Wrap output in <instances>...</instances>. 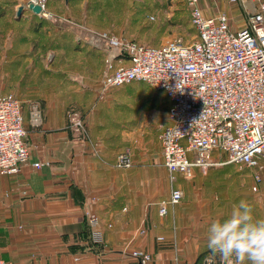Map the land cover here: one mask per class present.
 Returning a JSON list of instances; mask_svg holds the SVG:
<instances>
[{
  "label": "crops",
  "instance_id": "0c3cea01",
  "mask_svg": "<svg viewBox=\"0 0 264 264\" xmlns=\"http://www.w3.org/2000/svg\"><path fill=\"white\" fill-rule=\"evenodd\" d=\"M0 11L6 13L2 7ZM31 26L0 21V95L20 102L29 151V162L17 175L0 177V260L139 264L132 253L140 251L151 257L147 264H195L198 255L208 251L207 226L226 217L234 205L232 183L223 189L222 200L212 192L221 183L215 182L217 177L225 181L233 169H194L190 183L179 178L181 203L159 217L158 204L169 196L162 155L150 164V156L133 154L130 168L115 166L116 156L137 142L132 131L140 117L136 120L135 111L116 108L115 89L120 87L104 96L100 92L104 54L77 39L50 41L34 33L24 37L22 30ZM33 104L42 112L38 127L29 120ZM69 111L83 119L86 137L70 129ZM125 123H131V132ZM223 156L213 154L215 159ZM36 162L48 165L36 169ZM247 190L241 189L235 204L249 202ZM253 202L254 215L264 218L259 198ZM90 216L98 219L95 228L89 225ZM95 231L101 236L99 243L92 239Z\"/></svg>",
  "mask_w": 264,
  "mask_h": 264
},
{
  "label": "built area",
  "instance_id": "2783aa9c",
  "mask_svg": "<svg viewBox=\"0 0 264 264\" xmlns=\"http://www.w3.org/2000/svg\"><path fill=\"white\" fill-rule=\"evenodd\" d=\"M201 1L187 0L196 32L192 43L175 39L153 47L105 34L81 39L106 53L101 92L142 82L167 98L168 124L159 139L171 189L168 198L158 204L161 218L183 198L179 178L190 180L194 169L205 171L216 163L221 165L214 153L226 155L225 164L250 169H257L264 160V0H240L247 17L246 26L238 31L231 29L225 13L204 16L198 7ZM31 2L43 8L41 2ZM67 119L72 131L84 132L83 119L77 112L69 111ZM29 120L32 127L42 124L38 104L30 106ZM25 135L20 102L12 95H0V177L17 175L29 162ZM43 165L48 163L36 162L32 167ZM115 166L130 168V152H120ZM253 181L252 191L257 192L260 176L255 174ZM88 221L92 228L98 225L95 216ZM92 239L101 242L96 231ZM157 241L162 243L164 239ZM132 257L139 264L151 259L140 251L133 252Z\"/></svg>",
  "mask_w": 264,
  "mask_h": 264
},
{
  "label": "rangeland",
  "instance_id": "374dc122",
  "mask_svg": "<svg viewBox=\"0 0 264 264\" xmlns=\"http://www.w3.org/2000/svg\"><path fill=\"white\" fill-rule=\"evenodd\" d=\"M31 1L41 2L43 6L41 14H34L28 9V3ZM21 3L25 5V10L17 16V9ZM0 7L6 10L0 21L9 24L30 22L33 26L24 27L22 30L24 37H30L34 33L36 38L50 41L53 39H77L80 43L81 39H87L90 35L105 34L121 41L158 47L175 39H180L184 43H192L196 34L190 22V6L187 0H0ZM198 7L206 17L225 13L233 31H238L246 26L247 14L243 10L240 0L236 2L202 0ZM101 53L106 56L105 52ZM115 63L113 64L115 65ZM104 69L106 70V64H104ZM98 82L100 83V80ZM115 90L119 94L117 95L116 108H119L120 112L135 111L136 120L140 117V122H135V130L132 131L137 142L133 144L132 150H128L131 157L133 158V154L136 158L148 155L152 160L150 164H153L157 155H161L159 138L168 124L164 94L145 83L138 82L124 85ZM108 91L109 89L106 92L100 90L103 96ZM130 124L125 123L123 127L131 132L133 127ZM74 133L76 135L83 134L86 137L84 135L85 126L84 132L74 131ZM123 149L121 147L118 151ZM227 159L226 155L222 158L218 157L215 161L220 162L221 165L215 162L216 165L211 167L229 166L235 172L227 175L225 181L222 176L217 177L220 179L215 182L221 183L214 186L217 189L213 187L215 190L212 192L215 197L222 200L223 189L232 183L230 198L233 204H235L234 199L239 195L241 189L247 187V194L244 196L249 199V203L259 198V205H262L259 206V209L264 210V160L260 161L257 169H250L234 163L225 164ZM132 165H134L133 159ZM255 174L261 178V186L257 192H253L251 189ZM192 179L184 181L190 183L193 182ZM170 189L171 186L167 179L168 193ZM251 205L255 209L254 202Z\"/></svg>",
  "mask_w": 264,
  "mask_h": 264
},
{
  "label": "clouds",
  "instance_id": "9594fccd",
  "mask_svg": "<svg viewBox=\"0 0 264 264\" xmlns=\"http://www.w3.org/2000/svg\"><path fill=\"white\" fill-rule=\"evenodd\" d=\"M206 247V264H264V218L240 200L226 217L209 223Z\"/></svg>",
  "mask_w": 264,
  "mask_h": 264
},
{
  "label": "water",
  "instance_id": "95a60500",
  "mask_svg": "<svg viewBox=\"0 0 264 264\" xmlns=\"http://www.w3.org/2000/svg\"><path fill=\"white\" fill-rule=\"evenodd\" d=\"M28 9L31 10L34 14H41L43 11V8L40 5L34 4L32 2L28 3ZM24 10L25 5L21 3L20 7L17 9V16L20 15Z\"/></svg>",
  "mask_w": 264,
  "mask_h": 264
},
{
  "label": "trees",
  "instance_id": "16d2710c",
  "mask_svg": "<svg viewBox=\"0 0 264 264\" xmlns=\"http://www.w3.org/2000/svg\"><path fill=\"white\" fill-rule=\"evenodd\" d=\"M4 13L0 11V18L3 17ZM135 83V82H132ZM138 83H142V82H138ZM131 84V83H130ZM69 124V123H68ZM208 251L203 252L201 254L198 255L197 260L195 262V264H203L204 259L208 256Z\"/></svg>",
  "mask_w": 264,
  "mask_h": 264
}]
</instances>
